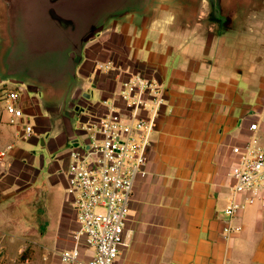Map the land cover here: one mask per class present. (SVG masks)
<instances>
[{
  "label": "crops",
  "instance_id": "crops-1",
  "mask_svg": "<svg viewBox=\"0 0 264 264\" xmlns=\"http://www.w3.org/2000/svg\"><path fill=\"white\" fill-rule=\"evenodd\" d=\"M23 2L0 0V152L6 150L0 234L4 222L14 225L10 236L24 233L21 203L41 186L62 182L66 191L69 148L86 136L80 123L106 111L102 99L116 84L115 71H98L96 61L113 60L162 83L166 99L147 150V173L135 182L119 264H264V207L248 206L235 220L243 229L223 232L233 147L253 136L264 145L263 22L248 21L250 11L243 9L235 11L232 27H201L180 17L175 1L147 0L110 14L86 38L74 66L41 77L21 69L13 54ZM257 4L264 7V0ZM16 89L25 117L11 123L4 96ZM25 123L33 127L30 135ZM66 201L62 227L37 234L54 242L37 243L32 256L11 264H51L72 245L78 223L67 195ZM81 245L93 252L84 240Z\"/></svg>",
  "mask_w": 264,
  "mask_h": 264
},
{
  "label": "built area",
  "instance_id": "built-area-1",
  "mask_svg": "<svg viewBox=\"0 0 264 264\" xmlns=\"http://www.w3.org/2000/svg\"><path fill=\"white\" fill-rule=\"evenodd\" d=\"M96 69L115 71L116 84L111 95L102 99L106 111L80 123L86 136L69 148L66 195L78 228L71 232L72 245L51 264H119L121 248L127 245L126 221L135 182L147 173V150L166 101L165 86L141 72L113 60L96 61ZM20 90L4 96L11 123L25 117L18 105ZM257 126L251 124L252 129ZM24 132L30 135L33 127L25 123ZM233 152L231 198L223 211L226 236L243 229L235 222L241 211L254 204L264 207V145L253 136L234 146ZM5 154L1 151L0 159ZM83 240L92 253L82 247Z\"/></svg>",
  "mask_w": 264,
  "mask_h": 264
},
{
  "label": "water",
  "instance_id": "water-1",
  "mask_svg": "<svg viewBox=\"0 0 264 264\" xmlns=\"http://www.w3.org/2000/svg\"><path fill=\"white\" fill-rule=\"evenodd\" d=\"M60 1L61 5L55 3L50 11H41L35 8L38 0H24L17 15L21 20L14 28L17 45L13 54L21 57L20 68L30 69L34 75L59 72L70 63L74 66L86 38L96 33L110 14L138 9L147 0Z\"/></svg>",
  "mask_w": 264,
  "mask_h": 264
},
{
  "label": "rangeland",
  "instance_id": "rangeland-1",
  "mask_svg": "<svg viewBox=\"0 0 264 264\" xmlns=\"http://www.w3.org/2000/svg\"><path fill=\"white\" fill-rule=\"evenodd\" d=\"M173 1L176 2L177 7L179 6L177 13L180 17L194 25L200 21L201 27L213 23H220L221 27L229 25L232 27L235 11L242 12L243 9L250 11L248 21L254 23L261 21L264 24V7L257 4V1L261 0H168L170 3ZM68 208L62 182L54 186L50 184L41 186L29 200L21 203L19 222L25 229L22 235L10 236L9 230L13 224L4 222L5 233L0 234V264H11L12 258L32 256V253L39 248L37 243L51 245L53 239L43 238L37 234L45 235L59 230L70 211ZM19 222L15 224L17 228L20 227Z\"/></svg>",
  "mask_w": 264,
  "mask_h": 264
},
{
  "label": "flooded vegetation",
  "instance_id": "flooded-vegetation-1",
  "mask_svg": "<svg viewBox=\"0 0 264 264\" xmlns=\"http://www.w3.org/2000/svg\"><path fill=\"white\" fill-rule=\"evenodd\" d=\"M38 3L40 5V10L41 11H47V10H51L53 7L59 6L61 5L62 1L60 0H38ZM56 3V6H55Z\"/></svg>",
  "mask_w": 264,
  "mask_h": 264
}]
</instances>
